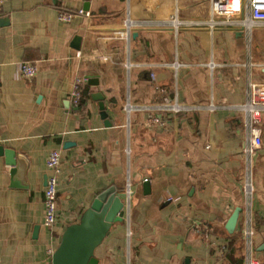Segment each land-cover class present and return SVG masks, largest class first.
<instances>
[{
    "label": "crops",
    "instance_id": "obj_1",
    "mask_svg": "<svg viewBox=\"0 0 264 264\" xmlns=\"http://www.w3.org/2000/svg\"><path fill=\"white\" fill-rule=\"evenodd\" d=\"M176 10L187 22L177 33ZM60 13L73 18L63 21ZM211 15L209 0L4 3L0 145L25 161L14 175L16 166L0 153V264H52L66 228L111 187L126 193L125 214L97 247L98 264H246L250 254L264 264V114L262 146L250 154L247 115L230 107L247 101L251 81H264V62L251 44L253 28L264 24L249 33L197 24ZM128 18L131 37L109 39ZM102 53L126 64L101 63L95 55ZM22 62L37 73L21 77ZM77 76L85 81L74 105ZM96 93L104 95L107 116ZM165 97L225 107L175 114L160 107ZM53 149L61 154L58 217L46 227L44 181Z\"/></svg>",
    "mask_w": 264,
    "mask_h": 264
},
{
    "label": "built area",
    "instance_id": "obj_2",
    "mask_svg": "<svg viewBox=\"0 0 264 264\" xmlns=\"http://www.w3.org/2000/svg\"><path fill=\"white\" fill-rule=\"evenodd\" d=\"M8 0H0V10ZM211 7V17L207 21H200L197 24H206L211 28L220 25H231L243 27L248 33L254 25L264 24V0H209ZM80 13H84L83 10ZM59 18L63 21H71L73 13H60ZM172 24L176 33L181 25L187 24L179 18L178 11L172 18ZM193 23V22H192ZM196 23V22H195ZM133 21L128 18L123 27L115 30L108 38L116 40H128L132 35ZM95 59L101 63H116L126 64L124 60L119 59L111 53H102L95 55ZM129 63H127L128 65ZM179 61L173 63L175 68L180 66ZM213 67L214 63H210ZM37 66L31 62H22L19 65V75L23 78H31L37 73ZM85 78L77 76L71 88V100L74 105H79L82 100V83ZM160 107L164 110H169L175 114L186 111L203 110L206 112H214L219 108L225 107L211 101L207 104H183L177 99H169L165 97L164 102ZM231 108L244 111L247 115L250 140L247 147V152L252 154L255 150L262 146V120L264 114V81H251L248 86L247 101L241 105L230 106ZM158 121V118H155ZM48 168V179L44 192L45 215L44 225L53 227L57 222L58 217V184L59 174L61 172V154L58 149H53L46 161ZM245 194L248 202L251 203L253 195V184L250 175H247L244 183ZM130 194V188L127 191ZM248 235L253 236V230H248ZM246 264H261V262L253 255H249Z\"/></svg>",
    "mask_w": 264,
    "mask_h": 264
},
{
    "label": "water",
    "instance_id": "obj_3",
    "mask_svg": "<svg viewBox=\"0 0 264 264\" xmlns=\"http://www.w3.org/2000/svg\"><path fill=\"white\" fill-rule=\"evenodd\" d=\"M75 41L77 44L74 45L75 50L71 53L72 59L77 56V50L80 49V37L77 36ZM95 97L101 100L102 115L107 116L103 101L104 95L96 93ZM0 153L6 155L9 164L16 166L13 169V174L16 175L20 162L25 161L22 155L12 149H6L2 145H0ZM47 179L48 175L45 177V185ZM125 194L117 193L114 187L100 193L81 219L66 228L59 246L53 252L52 264H98V258L95 256L97 247L110 234L112 226L124 219L125 202L122 197ZM240 210V207L237 208L228 220L227 227L230 232L236 228Z\"/></svg>",
    "mask_w": 264,
    "mask_h": 264
},
{
    "label": "rangeland",
    "instance_id": "obj_4",
    "mask_svg": "<svg viewBox=\"0 0 264 264\" xmlns=\"http://www.w3.org/2000/svg\"><path fill=\"white\" fill-rule=\"evenodd\" d=\"M251 41L255 59L264 62V26H256L253 28Z\"/></svg>",
    "mask_w": 264,
    "mask_h": 264
}]
</instances>
